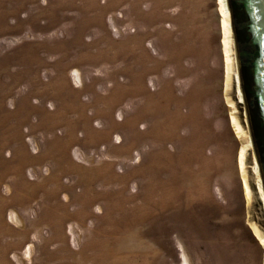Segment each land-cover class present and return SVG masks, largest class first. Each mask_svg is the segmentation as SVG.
<instances>
[{
	"label": "rangeland",
	"instance_id": "obj_1",
	"mask_svg": "<svg viewBox=\"0 0 264 264\" xmlns=\"http://www.w3.org/2000/svg\"><path fill=\"white\" fill-rule=\"evenodd\" d=\"M223 20L222 0H0V264H264Z\"/></svg>",
	"mask_w": 264,
	"mask_h": 264
},
{
	"label": "water",
	"instance_id": "obj_2",
	"mask_svg": "<svg viewBox=\"0 0 264 264\" xmlns=\"http://www.w3.org/2000/svg\"><path fill=\"white\" fill-rule=\"evenodd\" d=\"M244 99L264 183V0H228Z\"/></svg>",
	"mask_w": 264,
	"mask_h": 264
},
{
	"label": "bare ground",
	"instance_id": "obj_3",
	"mask_svg": "<svg viewBox=\"0 0 264 264\" xmlns=\"http://www.w3.org/2000/svg\"><path fill=\"white\" fill-rule=\"evenodd\" d=\"M222 7H223V13H224V20H223V22H224V31H225V33H224V40H225V42L226 43H228V40H229V38H230V32H231V24H230V19H231V15L229 14V10L230 9H228V7H229V4H228V0H222ZM222 9V8H221ZM230 17V18H229ZM232 22V21H231ZM230 41V40H229ZM231 43V42H230ZM229 44V43H228ZM231 45V44H230ZM224 46H227V44L226 45H224ZM225 48V47H224ZM227 48H229V46L227 47ZM226 48V49H227ZM232 49V48H231ZM231 52V51H230ZM230 55H231V53H230ZM228 56V55H227ZM235 57V56H234ZM228 62H229V60H228ZM231 62V61H230ZM229 64V63H228ZM228 66V65H227ZM228 67H230V66H228ZM227 71H230V69L229 70H227ZM228 78V77H227ZM236 82L238 83V88H239V91L241 90L240 89V85H239V83H240V79H239V76H237L236 77ZM240 95H242L241 94V92H240ZM234 121H236V120H234ZM238 122V121H237ZM236 124V123H235ZM238 124V123H237ZM236 124V125H237ZM235 125V126H236ZM239 126H240V123H239ZM239 126H237V127H239ZM237 129V128H236ZM239 129H241V128H239ZM239 129H237V130H239ZM240 132H242V131H240ZM251 140L252 141H247V143L241 148V150H240V155H239V163H240V166L241 167H244V165H243V160H244V153H245V147H247V146H254L255 147V145H254V141H253V137H252V135H251ZM249 147V148H250ZM248 148V147H247ZM246 148V149H247ZM255 160V165H254V172L259 176L260 175V173L259 172H261V169H260V165H259V162H258V160H257V158H255L254 159ZM241 169V168H240ZM245 169V168H244ZM246 170V169H245ZM242 172V171H241ZM244 172V171H243ZM242 172V173H243ZM245 174H246V172H245ZM243 177V176H242ZM243 181H245V179L243 180ZM263 180H261L260 179V176H259V186H260V189H261V193H262V197H263V200H264V183L262 182ZM243 184H244V182H243ZM246 184V183H245ZM244 184V185H245ZM246 187V186H245ZM249 191V190H248ZM247 192V191H246ZM250 192V191H249ZM249 192H247V193H249ZM247 197H249V196H247ZM254 227V226H253ZM257 228H258V226H257ZM257 228H255V232L257 231L256 229ZM261 231L259 230V233H260ZM262 235V234H261ZM260 234H259V241H262L263 243H264V238H262V236H261ZM263 243H262V245H263Z\"/></svg>",
	"mask_w": 264,
	"mask_h": 264
}]
</instances>
